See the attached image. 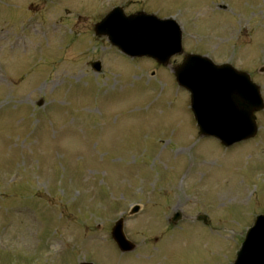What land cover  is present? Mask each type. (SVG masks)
Instances as JSON below:
<instances>
[{"label":"rangeland","instance_id":"374dc122","mask_svg":"<svg viewBox=\"0 0 264 264\" xmlns=\"http://www.w3.org/2000/svg\"><path fill=\"white\" fill-rule=\"evenodd\" d=\"M107 1L0 0V264H233L264 212V110L254 140L200 138L170 68L93 36ZM137 1L176 13L185 53L230 56L264 98V0Z\"/></svg>","mask_w":264,"mask_h":264},{"label":"water","instance_id":"95a60500","mask_svg":"<svg viewBox=\"0 0 264 264\" xmlns=\"http://www.w3.org/2000/svg\"><path fill=\"white\" fill-rule=\"evenodd\" d=\"M121 18V17H120ZM154 19H105L96 28L99 34L119 31L110 42L130 57H149L166 66L169 59L181 53V32L171 21ZM95 71L99 63L93 64ZM180 86L191 93V107L200 135L218 138L224 146H230L255 134L252 113L263 108L258 89L248 76L235 72L229 66L215 67L206 59L187 56L175 70ZM264 225V217L257 220ZM261 232L247 236L239 256H250L260 246ZM112 238L122 252L134 246L122 232V223L112 230Z\"/></svg>","mask_w":264,"mask_h":264},{"label":"flooded vegetation","instance_id":"af4514ba","mask_svg":"<svg viewBox=\"0 0 264 264\" xmlns=\"http://www.w3.org/2000/svg\"><path fill=\"white\" fill-rule=\"evenodd\" d=\"M132 6H130V5H127V4H124L123 5V8L125 9V10H127V11H130V8H131ZM128 14H130L129 12H127Z\"/></svg>","mask_w":264,"mask_h":264}]
</instances>
